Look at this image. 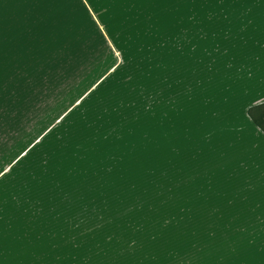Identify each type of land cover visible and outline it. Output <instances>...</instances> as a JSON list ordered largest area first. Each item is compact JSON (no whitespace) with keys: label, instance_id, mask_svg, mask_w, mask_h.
Wrapping results in <instances>:
<instances>
[{"label":"rangeland","instance_id":"rangeland-1","mask_svg":"<svg viewBox=\"0 0 264 264\" xmlns=\"http://www.w3.org/2000/svg\"><path fill=\"white\" fill-rule=\"evenodd\" d=\"M68 1L76 2L61 3ZM85 1L100 12L102 33L113 42L102 35L93 42L87 22L86 42H65L56 55L63 67H55L53 94L39 96L49 106L38 115L48 114L44 128L53 122L50 113L69 112L53 130L51 157L38 163L48 170L54 236H62V227L69 233L67 253L55 256V264H189L198 253L245 244L264 231L253 197L214 206L207 202L215 191L201 189L243 179L252 169V159L238 152L244 140L234 126L232 147L221 151L206 140L229 112L222 107L235 108L239 96L255 89H245L238 77L201 80L189 89V63L179 79L174 42H158L141 0ZM210 14L207 25L202 20L197 32L183 33L206 47L226 46L230 71L263 81L264 22ZM218 81L228 87L212 88Z\"/></svg>","mask_w":264,"mask_h":264},{"label":"crops","instance_id":"crops-1","mask_svg":"<svg viewBox=\"0 0 264 264\" xmlns=\"http://www.w3.org/2000/svg\"><path fill=\"white\" fill-rule=\"evenodd\" d=\"M59 1L56 6L55 0H43L41 7L42 0H0V51L3 48L0 58V264H55V256H63L65 249L67 253L65 238L69 233L62 227V236H54L57 228L53 227L49 209L52 203L49 204L51 198L46 184L48 170L38 167V163L51 157L53 130L69 112L56 118L50 113L49 119L53 122L44 128L49 121L48 114L41 115L39 120L38 115L41 110H49V106L42 105L39 96L53 94L55 67L56 71L63 67V61L56 55L63 50L65 42H86L87 22L94 26L89 28L94 35L93 42H102L101 35L106 42L113 41L102 33L105 27L98 19L100 12L87 7L85 0H75L72 6L69 1L66 4ZM140 3L142 15L148 16V23L158 31V42H174V66L179 69V79L183 62L189 63V75H185V79L191 80L189 89L198 88L201 80L231 77L242 78L245 89H255L251 94L239 96L237 103L234 102L235 108L222 107L229 112L217 122L213 130L217 133L206 140H212L213 147H221V151L230 148L236 138L230 134V126H234L236 135L244 140L243 149L238 147V152L241 157L252 159V169L247 177L233 179L236 183L227 186L219 183L201 189L215 191L213 196H208L211 202H207L214 206L246 204L248 197H253L255 221L264 223V130L247 114L250 106L264 104V80L255 83L244 70L230 71V51L226 46L206 47L204 42H194L191 34L183 33L198 31L202 20L207 25L208 13L219 16L234 13L248 16L250 20L253 16L255 21L263 23L264 0H141ZM226 85L218 81L212 88L223 89ZM258 111L254 110L255 115ZM223 159L225 163L229 161L225 156ZM246 239L245 244L232 241L215 252L198 253L189 264H264V231H257Z\"/></svg>","mask_w":264,"mask_h":264},{"label":"trees","instance_id":"trees-1","mask_svg":"<svg viewBox=\"0 0 264 264\" xmlns=\"http://www.w3.org/2000/svg\"><path fill=\"white\" fill-rule=\"evenodd\" d=\"M264 104L259 105L258 107L250 106L247 108V114L250 117V119L253 121L254 124H256L258 127H260L262 130H264L263 123H264ZM259 110L257 115H255L254 110Z\"/></svg>","mask_w":264,"mask_h":264},{"label":"snow or ice","instance_id":"snow-or-ice-1","mask_svg":"<svg viewBox=\"0 0 264 264\" xmlns=\"http://www.w3.org/2000/svg\"><path fill=\"white\" fill-rule=\"evenodd\" d=\"M0 175H2V174H0Z\"/></svg>","mask_w":264,"mask_h":264}]
</instances>
